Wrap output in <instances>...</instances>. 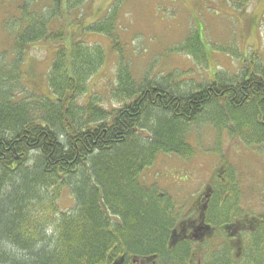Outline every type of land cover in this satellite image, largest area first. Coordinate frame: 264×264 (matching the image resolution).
<instances>
[{
    "label": "trees",
    "instance_id": "16d2710c",
    "mask_svg": "<svg viewBox=\"0 0 264 264\" xmlns=\"http://www.w3.org/2000/svg\"><path fill=\"white\" fill-rule=\"evenodd\" d=\"M41 1H21V18L3 22L16 34L14 58L0 56V264H113L122 256L121 264H134L153 254L160 264H193L196 247L168 245L179 221L177 202L141 175L160 154L192 158L197 150L189 134L199 123L217 131L218 152L224 131L245 145L264 143V63L244 60L238 73L207 81L182 71L137 81L122 61L104 102L88 93L104 49L74 34L68 46L63 26L55 27L64 11L71 15L87 0H51V7L44 0L41 10L30 8ZM114 13L90 24L68 16L80 35H109ZM38 42L58 47L46 83L29 79L30 87L22 80L23 62ZM174 50L205 60L197 32ZM213 189L208 211L216 221H207L230 227L247 213L239 183L228 170ZM66 191L73 204L61 209ZM247 237L252 246L242 259L232 257L226 236L208 264H264V225L244 232Z\"/></svg>",
    "mask_w": 264,
    "mask_h": 264
},
{
    "label": "rangeland",
    "instance_id": "374dc122",
    "mask_svg": "<svg viewBox=\"0 0 264 264\" xmlns=\"http://www.w3.org/2000/svg\"><path fill=\"white\" fill-rule=\"evenodd\" d=\"M21 1L0 0V56L3 52L6 61L15 56L16 33L3 22L7 21L8 25L21 18L18 9ZM46 1L42 0L38 5L33 2L30 8L41 10ZM48 1L51 7V0ZM237 3L241 5L237 6ZM115 6H119L116 13L112 11ZM113 13V28L109 35L98 32L80 35L79 29L72 25L73 18L69 17L76 16L90 24L105 22ZM68 15L64 11L55 22V27L63 26L68 46L72 40L70 35L74 34L75 39L81 37L84 42L102 46L105 51V61L91 78L88 90L89 94L102 95L104 102L110 100L108 92L116 86V73L122 61L137 81L145 75L158 77L171 71L187 72V76L197 81H207L238 73L244 60L264 63V0H87L83 7ZM196 32L204 43L205 60L201 64L192 55L174 50ZM57 47L54 42L29 46L23 62L25 74L22 80L30 87L29 79L41 85L46 83ZM235 49L241 56L233 55ZM189 135V141L197 150L192 158L160 154L142 173V181L174 198L180 221L191 218L194 211L202 208V195L210 193L213 198L209 188H214L217 178L223 179L231 170L239 183L242 208L253 215L246 226L255 229L254 218L264 214V143L245 145L224 131L222 151L218 152L214 149L218 142L217 131L204 122L196 125ZM72 204L73 197L66 191L59 205L61 209H68ZM230 225L224 230L233 231L237 222ZM179 227L177 223L176 234L180 233ZM213 235L215 238L218 233ZM219 239L215 242L219 246L217 249L226 242ZM10 245L3 242L12 253H20Z\"/></svg>",
    "mask_w": 264,
    "mask_h": 264
},
{
    "label": "flooded vegetation",
    "instance_id": "af4514ba",
    "mask_svg": "<svg viewBox=\"0 0 264 264\" xmlns=\"http://www.w3.org/2000/svg\"><path fill=\"white\" fill-rule=\"evenodd\" d=\"M209 190H211L212 193L214 192L213 187H210ZM210 196V193L208 195H202L200 197V200L203 202L202 208L200 210L194 211V213L193 211H191V214H194L193 216H191V218H186L178 221V224L180 226V233H175L168 240V245L170 247L177 248L178 246H180V244H191L193 248L196 247L197 253L192 252V259L189 260V262L193 264H208L210 263L209 260L211 259V256H214V253L218 250V245H215V242L219 241V238L224 239L226 238V236H229L231 255L237 262L245 256L244 254H246V251H249V244L252 246L251 238L247 237L245 240L243 239L244 232H254L260 224L264 225V223H260L259 217H256L254 218V222H256L257 224L256 228L254 227L255 229H253L252 226H246V223L250 219H253V215L245 213L242 214L241 217H237L234 221L231 222H237L235 228L232 229L233 231L224 230V228L226 229V227H223L224 224L213 225L211 222L207 221H216L215 213L212 211H208L209 204L211 202ZM245 226L250 228H246ZM213 233H218V235H215L214 238ZM157 257V254H153L143 259H138V261L134 264H160L157 260ZM193 261H195V263Z\"/></svg>",
    "mask_w": 264,
    "mask_h": 264
},
{
    "label": "water",
    "instance_id": "95a60500",
    "mask_svg": "<svg viewBox=\"0 0 264 264\" xmlns=\"http://www.w3.org/2000/svg\"><path fill=\"white\" fill-rule=\"evenodd\" d=\"M124 260V257L122 256L120 259H118L117 261H115L113 264H121Z\"/></svg>",
    "mask_w": 264,
    "mask_h": 264
}]
</instances>
